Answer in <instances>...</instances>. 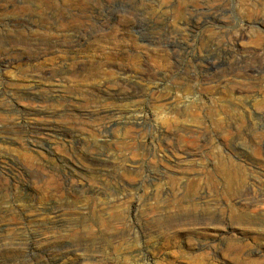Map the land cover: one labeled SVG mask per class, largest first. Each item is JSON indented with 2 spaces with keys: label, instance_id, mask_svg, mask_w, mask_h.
Listing matches in <instances>:
<instances>
[{
  "label": "rangeland",
  "instance_id": "1",
  "mask_svg": "<svg viewBox=\"0 0 264 264\" xmlns=\"http://www.w3.org/2000/svg\"><path fill=\"white\" fill-rule=\"evenodd\" d=\"M65 1L0 0V264H264V0Z\"/></svg>",
  "mask_w": 264,
  "mask_h": 264
},
{
  "label": "bare ground",
  "instance_id": "2",
  "mask_svg": "<svg viewBox=\"0 0 264 264\" xmlns=\"http://www.w3.org/2000/svg\"><path fill=\"white\" fill-rule=\"evenodd\" d=\"M70 1V0H69ZM65 2H67V0L65 1ZM70 3H72V2H70ZM80 3V2H79ZM35 14V13H34ZM24 17V16H23ZM22 21V20H21ZM29 22V21H28ZM13 24V23H12ZM27 24V23H26ZM49 24V23H48ZM20 25V24H19ZM51 26V25H50ZM55 26V25H54ZM64 26V25H63ZM77 27V26H76ZM40 28H41V26H40ZM53 29V28H52ZM42 30V29H41ZM44 32V31H43ZM76 33V32H75ZM54 34V33H53ZM50 34H47V33H43V34H41L40 35V37L41 38H43V39H49L50 38ZM64 36V38H69L70 36L69 35H63ZM14 38H19V36H13V35H10V34H3V35H1L0 34V39L1 40H11V39H14ZM59 39V38H58ZM72 39V38H71ZM48 41V40H47ZM51 41V40H50Z\"/></svg>",
  "mask_w": 264,
  "mask_h": 264
}]
</instances>
